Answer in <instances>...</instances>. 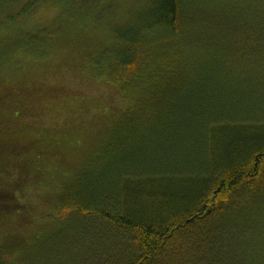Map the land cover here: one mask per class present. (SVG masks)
I'll use <instances>...</instances> for the list:
<instances>
[{"label": "trees", "instance_id": "trees-1", "mask_svg": "<svg viewBox=\"0 0 264 264\" xmlns=\"http://www.w3.org/2000/svg\"><path fill=\"white\" fill-rule=\"evenodd\" d=\"M115 12L0 0V264H264V0ZM74 55L121 99L104 160L70 135L77 88H41Z\"/></svg>", "mask_w": 264, "mask_h": 264}, {"label": "rangeland", "instance_id": "rangeland-1", "mask_svg": "<svg viewBox=\"0 0 264 264\" xmlns=\"http://www.w3.org/2000/svg\"><path fill=\"white\" fill-rule=\"evenodd\" d=\"M131 3L132 0H103V4L105 6L109 7L110 10L113 9L116 11L115 15L118 13L123 14L126 9L129 8ZM58 10V7L50 2L42 4L35 10L29 12L26 16L20 18V22L17 25L25 29L34 28L46 22L54 16ZM11 27H13V25ZM107 31L108 29L106 28H102V30L97 31L99 35L98 36L95 33L97 40L98 38H101L100 34L107 35ZM61 58H52L46 61V66L50 67L51 71L45 77L42 76L44 78L42 81L44 82L41 84L43 85L41 88L45 89L48 86L52 88L50 85H55L56 88H65L69 85L73 88H77L74 90H77L76 95H79L78 97L81 99L75 98L72 110L74 112L80 110L83 111L84 115H88L87 119L89 124H91V127H89V130L87 131H80V125H77L76 127H73L70 135L75 139H80V141L82 140L81 142L84 143L85 146L90 144V147L93 149L92 159L86 162L89 163V161H96V159L104 160V157L108 152L107 149L112 144V138L115 133L114 125L119 121L117 119H120L122 115L119 112L117 114L118 117L116 116L113 121L112 119L106 121L103 118L105 116L104 112H107L109 109L119 110L121 99L110 86L91 77L89 74V68H87L81 57L74 55L72 59L70 58L68 60H61ZM35 76L37 79H40L41 73L33 71V77ZM37 84L38 83H36V85ZM46 102L47 98L35 100V104L39 103V106H44L43 103ZM42 110L43 112L40 114V118H42L40 120V126H43V123H45L46 120H49V122L52 123L54 119L51 116L58 115V113L50 114V110H48L47 107H43ZM103 122L104 124L101 126ZM23 134L26 133L24 132Z\"/></svg>", "mask_w": 264, "mask_h": 264}]
</instances>
